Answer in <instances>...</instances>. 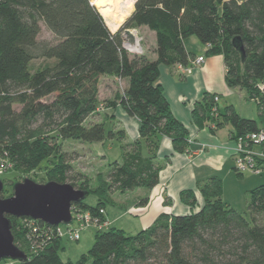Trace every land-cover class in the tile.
<instances>
[{
    "label": "trees",
    "instance_id": "trees-1",
    "mask_svg": "<svg viewBox=\"0 0 264 264\" xmlns=\"http://www.w3.org/2000/svg\"><path fill=\"white\" fill-rule=\"evenodd\" d=\"M43 27L53 41H40ZM141 27L154 33V60L122 47L123 31ZM190 38L207 48L204 57H223L226 86L242 92L257 109V120L246 119L231 105L219 109L220 97L205 93L193 105V125L212 132L230 126L232 140L264 154V141L256 145L246 140L264 131V0H135L131 16L114 34L91 0H0V158L23 174L49 162L47 182L85 193L73 211L92 221L106 220V207L118 205L112 195L136 189L147 193L158 184L169 162L157 156L162 138L171 141L174 153L190 152L189 133L172 115L158 83L160 66L188 67L196 58L185 47ZM37 59L49 63L33 70ZM102 77L116 81L104 108L119 107L139 121L138 138L131 143L122 144L124 131L100 113ZM58 141H116L121 155L92 183L71 176ZM256 162L264 166V160ZM6 193L4 187L0 199L12 195ZM89 196L96 198L94 206L85 203ZM179 200L188 214H161L135 235L114 227L95 231L91 248L76 262L60 258L62 238L56 227L9 217L14 244L27 255L19 264H264V185L247 192L242 213L222 200L218 177L181 191ZM146 203L145 197L137 204Z\"/></svg>",
    "mask_w": 264,
    "mask_h": 264
},
{
    "label": "crops",
    "instance_id": "crops-1",
    "mask_svg": "<svg viewBox=\"0 0 264 264\" xmlns=\"http://www.w3.org/2000/svg\"><path fill=\"white\" fill-rule=\"evenodd\" d=\"M138 30H147L150 50L149 48H143L142 53L146 54L149 59L154 60L155 56L152 50L155 46V36L146 27H141ZM190 43L197 52L196 57L205 53L206 47L201 45L198 49V42L190 41ZM225 73L226 68L222 56L205 57L204 63L193 68L192 73L189 75L182 74L177 67H159L158 83L163 89L164 97L170 106L172 115L189 133L190 152L188 154L174 153L171 141L167 138L161 139L157 153L158 159L162 161L169 158V162L160 171L158 184L147 193L140 190L135 194L139 199L147 198V203L144 206L137 204L138 199L136 203L134 202L126 211L123 210L124 212H122V216H132L136 222V231L148 228L161 214H188L190 212L189 208L179 200L180 192L183 190H196L198 184L211 177L221 179L222 200L240 213L245 212L247 192L256 186L264 185V166L260 167L259 174L253 176L245 175V173L242 176H237L234 173L233 159L237 145L231 138L230 126L212 132L207 127L197 129L192 123L191 111L193 105L205 93L220 97L218 101L219 109L222 110L229 105L235 109V97L242 92L231 90L226 86ZM103 80L104 83L102 84ZM102 91L107 93L104 101L111 100L116 91V81L102 77L99 83V95ZM223 102L225 104L221 106ZM101 107V113L107 115L111 124L115 128L124 131L125 139L122 144L131 143L138 138L139 121L136 118L127 116L119 107L111 111L104 108L103 102ZM238 114L241 116L240 112ZM111 116L112 118H110ZM105 144L106 142L98 143L100 147L94 149L96 154L103 159V146ZM253 151L259 152L257 147L253 148ZM196 199L198 205H200L202 199L197 192ZM127 205V203L124 204V206ZM116 208L121 207L117 205ZM105 215L111 224L110 227H112L114 222L108 216L106 209ZM120 218L122 217L120 216Z\"/></svg>",
    "mask_w": 264,
    "mask_h": 264
},
{
    "label": "rangeland",
    "instance_id": "rangeland-1",
    "mask_svg": "<svg viewBox=\"0 0 264 264\" xmlns=\"http://www.w3.org/2000/svg\"><path fill=\"white\" fill-rule=\"evenodd\" d=\"M135 1V0H133ZM135 32V35L138 39V47L139 50L136 52H129V54H141L143 48H149L150 50V40L148 37L147 30H138V29H131ZM154 35L153 32H150ZM54 37L52 34H50L44 27L41 30L40 34V41L45 42H51L53 41ZM190 41L197 40L195 38L188 39L186 42V48L194 54H196V50L193 49V46L191 45ZM201 45L197 44V48L200 49ZM193 50V51H192ZM204 57V55H201ZM200 57V56H198ZM197 58V57H196ZM205 58V57H204ZM49 61L37 59L34 60L31 63V67L33 70L40 68L46 64H48ZM104 83V80L102 81V84ZM121 87L123 88L124 85L122 84ZM120 88V87H119ZM107 93L102 91V93L99 95V100L102 103L106 97ZM235 109L236 111L243 116V118L246 119H253L257 120V109L256 105L253 102H248L245 100V97L243 93H238L235 97ZM48 100H51L50 98ZM225 103L223 102L221 106H223ZM228 104H230L228 102ZM101 113V109H100ZM102 114V113H101ZM216 117V116H215ZM102 119V115L97 118H93V121H98ZM211 127H214V125H211ZM237 145V141H235ZM58 145L60 146L59 149L62 153L65 154L66 159L69 160V164L72 167L71 176L76 177H86L88 179H91L92 183L94 182L95 177L98 173H105L107 170L108 163H112L114 161H118L121 155V149L120 144L113 141V142H106V144L103 146V152H104V159L96 154L94 149H97L98 143H81L77 141H58ZM55 160L54 158H51V161ZM234 160V159H233ZM49 162H44L41 164V166L34 172H31L29 174H23L14 172L10 168H7V170L0 176V181H3L5 189H7V193L5 196H9V194L12 193V185L13 183L22 182L23 179H30L38 184H45L47 183L45 171L48 167ZM10 169V170H9ZM245 175H255L252 172H246ZM79 180H82V178ZM140 189H136L132 192H130L128 195H119L114 194L112 195L113 200L118 205H124L127 203L128 205L125 206L128 208L131 206L134 202L136 203L139 198L135 196L137 192H139ZM85 203L91 206H94L96 204V198L93 196H89L85 199ZM117 205H108L106 207V211L108 216H110L111 220H113V226L114 228L123 230L127 235H135L139 231H136V222L132 218L131 215H123L122 212H124L123 208H116ZM120 216L122 218H120ZM107 221V229L110 228V222ZM69 230L78 229V224L76 222L71 223L68 227ZM61 229L63 232H66V227L64 225H61ZM95 231H98L96 227L89 226L84 227L83 229L79 230L80 238L76 242H70L66 237L62 238L61 242V251L59 252L60 258L65 261L70 262H76L79 257L83 254H86L89 249L91 248L93 244V238ZM1 264H19L16 261H10L6 260Z\"/></svg>",
    "mask_w": 264,
    "mask_h": 264
},
{
    "label": "water",
    "instance_id": "water-1",
    "mask_svg": "<svg viewBox=\"0 0 264 264\" xmlns=\"http://www.w3.org/2000/svg\"><path fill=\"white\" fill-rule=\"evenodd\" d=\"M121 37L122 47L126 51L130 52L138 46V39L133 30H124ZM240 53L242 54L241 48ZM3 189L4 185L0 181V193ZM84 198V192L66 183L38 184L30 179L16 183L12 188V195L6 199H0V262L10 260L23 263L27 260V255L14 244L9 217L28 218L54 227L68 226L72 223V205Z\"/></svg>",
    "mask_w": 264,
    "mask_h": 264
},
{
    "label": "built area",
    "instance_id": "built-area-1",
    "mask_svg": "<svg viewBox=\"0 0 264 264\" xmlns=\"http://www.w3.org/2000/svg\"><path fill=\"white\" fill-rule=\"evenodd\" d=\"M205 58L203 56L195 58L188 67H182L177 66V68L182 72V74L189 75L192 73L193 68L200 66L202 63H204ZM218 98L215 97L214 101H217ZM246 140L250 141L254 144H259L264 141V131H261L257 134H251L246 137ZM257 160H264V154L261 152H254L252 150H246L242 146L241 140L237 141V149L235 151L234 156V169L237 172L245 173V172H252L253 174H259L260 173V166L257 165ZM7 168H10V165L4 160L0 158V176L7 170ZM72 213V223L76 222L78 224V229L69 230L66 227V232H63L61 229V226L56 227V233L59 237L64 238L66 237L70 242H76L79 240V230L83 229L84 227L93 226L96 227L97 230L102 231L107 229V221H101L98 220H90L89 216L87 214H82L80 212H74L73 207L71 208ZM100 214H104L103 211H100ZM33 221V220H31ZM36 229H33V232H36ZM32 247L35 248V245ZM33 249V248H31Z\"/></svg>",
    "mask_w": 264,
    "mask_h": 264
},
{
    "label": "bare ground",
    "instance_id": "bare-ground-1",
    "mask_svg": "<svg viewBox=\"0 0 264 264\" xmlns=\"http://www.w3.org/2000/svg\"><path fill=\"white\" fill-rule=\"evenodd\" d=\"M91 4L96 8L102 17L105 26L111 33L124 23L133 11V0H91ZM138 46H135L130 52H137Z\"/></svg>",
    "mask_w": 264,
    "mask_h": 264
}]
</instances>
